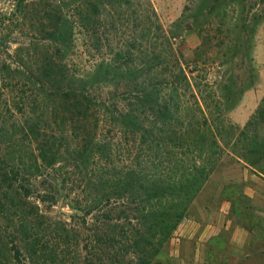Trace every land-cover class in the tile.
Returning <instances> with one entry per match:
<instances>
[{"label": "trees", "instance_id": "obj_1", "mask_svg": "<svg viewBox=\"0 0 264 264\" xmlns=\"http://www.w3.org/2000/svg\"><path fill=\"white\" fill-rule=\"evenodd\" d=\"M23 1L17 10L26 12ZM78 1L76 24L88 35L97 34L107 6L138 20L129 39L99 41L107 58L88 70L68 63L76 26L60 0L36 3L40 36L13 55L0 38V264H161L224 155L264 178V95L243 126L233 123L231 84L198 74L212 49L208 37L187 70L150 0ZM222 5L235 13L225 8L220 17L229 44L233 32L246 31L247 56L264 0H213L211 8ZM222 57L213 59L221 67ZM224 194L235 213L250 216L249 205L240 210L236 195ZM59 198L68 220L62 206L60 215L53 210ZM249 224L261 246L245 256H264L263 225ZM213 240L223 246L208 243L220 254L208 261L221 264L234 247Z\"/></svg>", "mask_w": 264, "mask_h": 264}, {"label": "rangeland", "instance_id": "obj_2", "mask_svg": "<svg viewBox=\"0 0 264 264\" xmlns=\"http://www.w3.org/2000/svg\"><path fill=\"white\" fill-rule=\"evenodd\" d=\"M40 1L24 0L21 6H29L26 12L18 9L11 16H0V38L3 39V48L7 49L8 54L13 55L20 45L40 36L34 30L38 12L36 3ZM69 1L71 0H60V3L63 12L75 21V45L68 57V63L76 72L88 70L97 61L107 58L106 49H98L99 41L103 44L109 42L115 46V42L129 39L131 29L138 24V20L135 21L132 14L129 18L127 16L119 18L113 8L107 6L106 11H101L99 18L101 25L97 28V34L88 35L82 33L76 24L78 16L74 9L79 5V1L76 0L71 6H67ZM150 1L166 36L176 48L187 70L193 67L191 59L201 39L208 37L211 40L212 49L208 54L202 55L201 62L197 65L198 74L200 77L205 76L209 83L231 84L234 104L228 116L233 123L243 126L257 109L264 95V6L262 10H258L262 14L251 33L246 56L243 42L248 39L247 32L239 34L233 32L234 40L229 44L226 31L223 30L224 26L220 23L222 10L228 7L222 5L213 9L211 8L213 0ZM99 6L102 9V5ZM133 9L137 10L138 7L135 6ZM252 11L256 13L255 9ZM254 12H251L252 15ZM232 15H235L233 9L228 10V16ZM225 40L227 44H224ZM227 46H230L228 51ZM224 51L227 53L226 57H222ZM215 57L217 59L222 57L227 61L226 64L219 66V60H213ZM109 87L111 89L116 86ZM226 190H231L236 195V201L241 203L240 210L243 205H249L247 210L250 216L245 214L243 217L235 213L233 202L227 200V194H224ZM62 201V198H59L53 210L60 215L59 210L62 206L64 213L61 216L68 220L70 209ZM249 219L252 221L259 219L264 228V178L252 172L235 156L224 155L193 201L187 216L174 231L166 252L160 255L161 264H211L208 258L211 257V253L217 252L213 247L220 249L223 246L212 241L217 236L227 239L234 247L233 256L230 258L224 253L221 254V264H264V256H245L248 248L261 246V235L257 227H249ZM210 242L213 243V247L208 246ZM219 255L217 252L216 256Z\"/></svg>", "mask_w": 264, "mask_h": 264}, {"label": "built area", "instance_id": "obj_3", "mask_svg": "<svg viewBox=\"0 0 264 264\" xmlns=\"http://www.w3.org/2000/svg\"><path fill=\"white\" fill-rule=\"evenodd\" d=\"M22 0H0V16L14 14Z\"/></svg>", "mask_w": 264, "mask_h": 264}]
</instances>
